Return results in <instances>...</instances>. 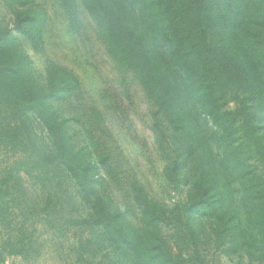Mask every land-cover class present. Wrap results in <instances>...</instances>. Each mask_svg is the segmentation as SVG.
<instances>
[{
	"label": "trees",
	"instance_id": "trees-1",
	"mask_svg": "<svg viewBox=\"0 0 264 264\" xmlns=\"http://www.w3.org/2000/svg\"><path fill=\"white\" fill-rule=\"evenodd\" d=\"M1 1L13 23L0 25V264L29 252L33 217L53 223L60 213L49 183L61 171L88 213L67 224L98 228L110 264H208L200 253L206 225L216 250L264 264V0H56L78 36L86 11L109 56L153 106L154 131L169 151L164 176L175 189L189 188L173 207L117 171L100 138L105 116L75 72L56 62L43 78L36 72L16 35L43 52V7ZM31 116L51 148L34 146ZM24 176L45 192L38 215ZM80 259L93 264L91 255Z\"/></svg>",
	"mask_w": 264,
	"mask_h": 264
},
{
	"label": "rangeland",
	"instance_id": "rangeland-1",
	"mask_svg": "<svg viewBox=\"0 0 264 264\" xmlns=\"http://www.w3.org/2000/svg\"><path fill=\"white\" fill-rule=\"evenodd\" d=\"M37 2L48 14L43 52H37L28 40L16 35L33 60L36 72L43 78L50 62L75 72L88 101L105 116L106 133H101L100 138L112 150L115 164L121 165L117 171L128 172L141 180L153 198L169 207L185 201L189 188L175 189L164 176L169 151L163 149V141L154 131V108L133 74L120 70L109 56L95 24L83 8L81 14L85 26L83 34L78 36L70 29L56 0ZM12 23L13 14L0 0V25L12 26ZM31 121L34 146L38 150L51 148L48 133L40 121L33 116ZM10 156L8 154L7 158ZM101 171L110 182L116 201L121 203V192L111 175ZM59 173L56 181L49 185H54L59 195L60 213L56 218L53 216V223L47 222V215L43 213L38 219L33 217L34 222L28 221L29 224L33 222L35 228L29 252L25 256H7L5 264H84L80 259L84 253L92 256L93 264H110L111 249L98 228L67 224L66 219L83 218L88 213L76 194L74 181L65 172ZM24 187L27 199L32 207L38 209V215L45 205L42 184L37 179L24 176ZM200 253L208 264H263L251 262L246 255L231 257L216 250L208 225L201 235Z\"/></svg>",
	"mask_w": 264,
	"mask_h": 264
}]
</instances>
